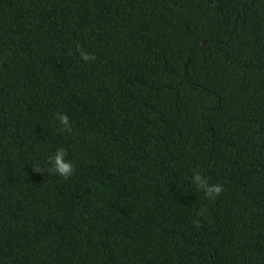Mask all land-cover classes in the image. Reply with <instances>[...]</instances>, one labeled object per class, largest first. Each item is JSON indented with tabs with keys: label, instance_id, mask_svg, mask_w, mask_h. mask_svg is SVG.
<instances>
[{
	"label": "trees",
	"instance_id": "obj_1",
	"mask_svg": "<svg viewBox=\"0 0 264 264\" xmlns=\"http://www.w3.org/2000/svg\"><path fill=\"white\" fill-rule=\"evenodd\" d=\"M0 264H264V0H0Z\"/></svg>",
	"mask_w": 264,
	"mask_h": 264
},
{
	"label": "clouds",
	"instance_id": "obj_2",
	"mask_svg": "<svg viewBox=\"0 0 264 264\" xmlns=\"http://www.w3.org/2000/svg\"><path fill=\"white\" fill-rule=\"evenodd\" d=\"M76 50L83 62L91 63L96 60V56L93 53L82 49L79 46H77ZM55 119L60 125V131L69 134L73 132L71 118L66 113H56ZM48 164L52 166L47 169L50 174H55L65 180H69L75 175L76 167L73 161L69 158L68 152L65 148H58L55 153L48 158ZM191 183L196 189L202 191L209 200H215L223 191L222 185L211 183L208 177L199 171L193 172ZM199 214L202 215L203 213L201 212Z\"/></svg>",
	"mask_w": 264,
	"mask_h": 264
}]
</instances>
